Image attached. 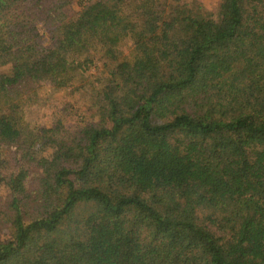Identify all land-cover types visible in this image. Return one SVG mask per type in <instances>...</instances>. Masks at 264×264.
Here are the masks:
<instances>
[{
	"label": "trees",
	"instance_id": "1",
	"mask_svg": "<svg viewBox=\"0 0 264 264\" xmlns=\"http://www.w3.org/2000/svg\"><path fill=\"white\" fill-rule=\"evenodd\" d=\"M132 1L0 0V264H264V0H221L217 18L145 0L158 26L127 59ZM96 60L97 121L40 137L21 122L24 86Z\"/></svg>",
	"mask_w": 264,
	"mask_h": 264
},
{
	"label": "rangeland",
	"instance_id": "2",
	"mask_svg": "<svg viewBox=\"0 0 264 264\" xmlns=\"http://www.w3.org/2000/svg\"><path fill=\"white\" fill-rule=\"evenodd\" d=\"M84 0H68L65 11L72 15L77 12L79 2ZM189 5L200 7L203 13L210 14L214 18L218 16V4L221 0H183ZM145 0H133L125 4L122 10L124 22L119 29L115 40L118 43L120 55L127 59H136L141 56L137 40L142 31L153 32L158 24L155 23V11L158 8H146L143 4ZM147 9V11H146ZM146 12L143 14V12ZM52 28H44L42 34L48 43H51ZM105 64L96 60L88 71L89 78H78V75L66 83H61L55 79H44L37 83L27 84L21 90V95L16 98L20 104L21 122L31 128L36 129L40 137L41 130L55 129L57 125L62 127L65 136L75 135L80 123L97 121L99 119V100L97 99L96 86H104L107 76L102 72ZM91 80V81H89ZM60 127V128H61ZM77 129V130H76ZM47 136L49 131L44 132ZM66 138V137H65ZM7 159V170L14 172L17 168V159L11 157L14 147H5ZM53 144L41 137L35 149L41 156H48L53 151ZM31 168H35L31 167ZM33 179L30 173L27 175V185L32 184ZM6 195V188H0V196ZM84 209L78 210L83 212ZM85 211V210H84ZM34 216V211L30 210L25 217L30 219ZM27 219V220H28Z\"/></svg>",
	"mask_w": 264,
	"mask_h": 264
}]
</instances>
